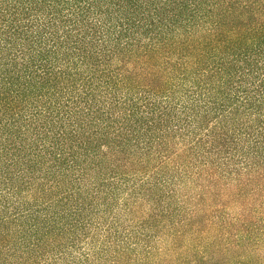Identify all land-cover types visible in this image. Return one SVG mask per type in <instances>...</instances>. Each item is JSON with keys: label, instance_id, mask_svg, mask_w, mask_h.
Here are the masks:
<instances>
[{"label": "trees", "instance_id": "16d2710c", "mask_svg": "<svg viewBox=\"0 0 264 264\" xmlns=\"http://www.w3.org/2000/svg\"><path fill=\"white\" fill-rule=\"evenodd\" d=\"M0 264H264V0H0Z\"/></svg>", "mask_w": 264, "mask_h": 264}]
</instances>
